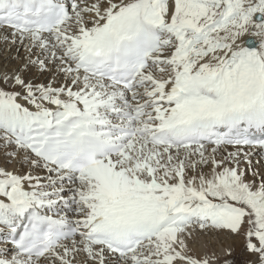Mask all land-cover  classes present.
<instances>
[{"label":"snow or ice","instance_id":"obj_1","mask_svg":"<svg viewBox=\"0 0 264 264\" xmlns=\"http://www.w3.org/2000/svg\"><path fill=\"white\" fill-rule=\"evenodd\" d=\"M0 264H264V0H0Z\"/></svg>","mask_w":264,"mask_h":264},{"label":"bare ground","instance_id":"obj_2","mask_svg":"<svg viewBox=\"0 0 264 264\" xmlns=\"http://www.w3.org/2000/svg\"><path fill=\"white\" fill-rule=\"evenodd\" d=\"M255 159L258 160V159H260V157L257 156V157H255ZM221 239H223V237H221ZM212 242L216 243L217 241L215 240V238H212ZM229 242H231V241H229ZM236 245H237V254H239V251H240L239 241L236 242Z\"/></svg>","mask_w":264,"mask_h":264}]
</instances>
